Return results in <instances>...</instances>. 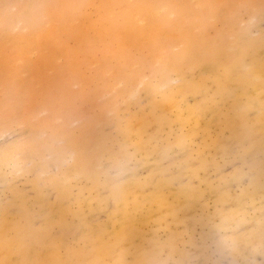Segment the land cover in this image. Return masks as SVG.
Wrapping results in <instances>:
<instances>
[{"label":"bare ground","instance_id":"bare-ground-1","mask_svg":"<svg viewBox=\"0 0 264 264\" xmlns=\"http://www.w3.org/2000/svg\"><path fill=\"white\" fill-rule=\"evenodd\" d=\"M5 135L0 264H239L264 250V0H0Z\"/></svg>","mask_w":264,"mask_h":264},{"label":"rangeland","instance_id":"rangeland-1","mask_svg":"<svg viewBox=\"0 0 264 264\" xmlns=\"http://www.w3.org/2000/svg\"><path fill=\"white\" fill-rule=\"evenodd\" d=\"M10 138L9 135H5L3 137H0V144L4 143V141H7ZM248 251L245 250V257L242 259V261L239 264H264V250H259L256 253H251L248 251V253H246ZM259 253V254H258ZM262 254V255H261ZM248 256L250 261H248ZM252 256V257H251ZM246 258V259H245ZM252 260V261H251ZM254 261V262H253ZM250 262V263H249Z\"/></svg>","mask_w":264,"mask_h":264}]
</instances>
